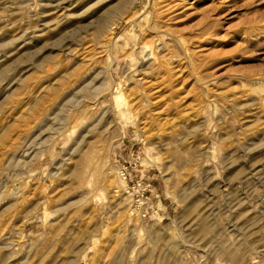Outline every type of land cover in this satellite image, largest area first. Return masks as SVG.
<instances>
[{"label":"rangeland","instance_id":"obj_1","mask_svg":"<svg viewBox=\"0 0 264 264\" xmlns=\"http://www.w3.org/2000/svg\"><path fill=\"white\" fill-rule=\"evenodd\" d=\"M0 264H264V0H0Z\"/></svg>","mask_w":264,"mask_h":264},{"label":"built area","instance_id":"obj_2","mask_svg":"<svg viewBox=\"0 0 264 264\" xmlns=\"http://www.w3.org/2000/svg\"><path fill=\"white\" fill-rule=\"evenodd\" d=\"M132 189V196L135 197L136 201H140L145 194L147 186L141 178H138L134 181Z\"/></svg>","mask_w":264,"mask_h":264}]
</instances>
